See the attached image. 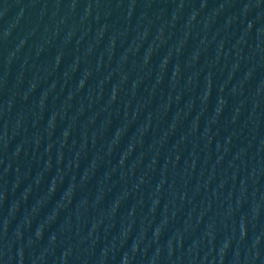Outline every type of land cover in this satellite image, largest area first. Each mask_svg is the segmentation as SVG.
I'll list each match as a JSON object with an SVG mask.
<instances>
[{
  "label": "water",
  "instance_id": "obj_1",
  "mask_svg": "<svg viewBox=\"0 0 264 264\" xmlns=\"http://www.w3.org/2000/svg\"><path fill=\"white\" fill-rule=\"evenodd\" d=\"M0 264H264V0H0Z\"/></svg>",
  "mask_w": 264,
  "mask_h": 264
}]
</instances>
